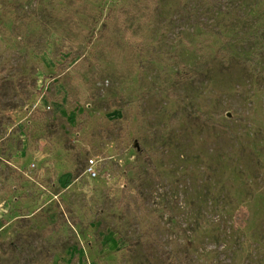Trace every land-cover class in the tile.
<instances>
[{"label": "rangeland", "instance_id": "rangeland-1", "mask_svg": "<svg viewBox=\"0 0 264 264\" xmlns=\"http://www.w3.org/2000/svg\"><path fill=\"white\" fill-rule=\"evenodd\" d=\"M0 264H264V0H0Z\"/></svg>", "mask_w": 264, "mask_h": 264}, {"label": "built area", "instance_id": "built-area-1", "mask_svg": "<svg viewBox=\"0 0 264 264\" xmlns=\"http://www.w3.org/2000/svg\"><path fill=\"white\" fill-rule=\"evenodd\" d=\"M94 161H91V163H93ZM89 171H90V174L92 175H95L96 174V171L94 170V167L92 165L89 166Z\"/></svg>", "mask_w": 264, "mask_h": 264}]
</instances>
